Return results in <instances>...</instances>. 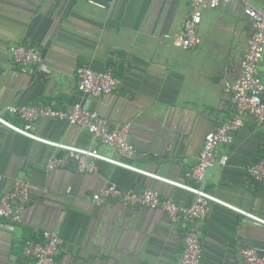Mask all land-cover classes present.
<instances>
[{
	"label": "crops",
	"instance_id": "1",
	"mask_svg": "<svg viewBox=\"0 0 264 264\" xmlns=\"http://www.w3.org/2000/svg\"><path fill=\"white\" fill-rule=\"evenodd\" d=\"M0 0V113L9 106H50L67 111L87 106L110 128L127 127L136 168L192 187L189 177L208 132L231 119L237 109L231 86L254 34L246 6L264 14V0H229L217 8L204 0L196 33L201 43L183 51L173 45L190 11L188 0ZM37 50L49 73L13 64L10 48ZM112 71L116 90L89 97L78 90L77 70ZM258 73L264 83V59ZM264 102V93H263ZM243 126L221 145L216 157H228L205 175L203 189L221 201L264 219V178L248 168L264 158V125L243 116ZM38 137L66 145L95 148L117 158L84 129L65 121L40 120ZM66 152L0 127V195L16 180L33 186L22 221L0 223V264H26L24 245L43 231H55L60 246L53 264H177L183 230L160 209L127 208L118 202L96 203L92 196L113 185L123 192L155 190L180 207L191 193L133 171L97 162V172L78 173L73 165L46 171L52 157ZM200 264H243L241 252L264 256V225L218 204L200 221Z\"/></svg>",
	"mask_w": 264,
	"mask_h": 264
},
{
	"label": "built area",
	"instance_id": "2",
	"mask_svg": "<svg viewBox=\"0 0 264 264\" xmlns=\"http://www.w3.org/2000/svg\"><path fill=\"white\" fill-rule=\"evenodd\" d=\"M188 1L189 15L184 22L182 31L173 42L176 48L183 51L196 48L201 43L196 30L201 22V8L204 0ZM228 1L210 0L209 7L215 9L221 3ZM89 4L100 9L106 7L105 3L98 0H89ZM244 14L251 22L254 34L248 41L247 50L240 63V78L231 86L232 103L236 107L237 113L206 134L197 163L189 174L198 187L163 179L122 161L120 158L131 159L135 154V148L127 140V127L110 128L105 118L87 106L75 104L67 111L56 110L50 106H9L5 112L22 121L23 125L15 124L0 113V127L66 152L63 158H50L44 165L46 171L64 169L73 165L78 173L93 174L98 170L97 162L101 161L160 180L194 195V203L190 207L184 208L178 206L170 198L162 199L155 190H145L139 193L123 192L115 186L109 185L95 193L92 200L96 203L114 200L127 208L162 210L172 223L180 224L183 230L184 247L177 264H200L202 255L200 221L206 216L210 204L224 206L252 222L264 225V219L233 207L202 188L206 172L209 169L217 164L220 166L227 164L228 157L221 155L217 158L216 151L219 146H227L231 143L232 134L244 124L243 116L252 118L257 127L264 125V102L262 99L264 83L258 73L259 65L264 59V14L248 6L244 8ZM10 54L15 65L22 68L35 66L39 71L49 73L40 53L34 48L22 45L13 46L10 48ZM119 83V78L110 70L100 73H96L88 67L77 70L78 90L89 97L109 95L116 90ZM48 119L65 121L69 125L84 129L99 145L114 149L117 158L105 156L95 148H81L38 137L33 132L34 124L40 120ZM248 175L256 181L264 178V158L248 168ZM32 189L33 186L29 181L16 180L9 190L0 195V223L3 221L13 225L21 223L28 193ZM60 243L57 232L43 231L39 237L29 240L24 245L23 256L28 259L26 264H53ZM241 260L243 264H264V256L253 249H244L241 252Z\"/></svg>",
	"mask_w": 264,
	"mask_h": 264
}]
</instances>
